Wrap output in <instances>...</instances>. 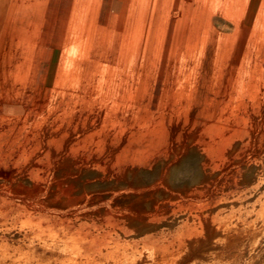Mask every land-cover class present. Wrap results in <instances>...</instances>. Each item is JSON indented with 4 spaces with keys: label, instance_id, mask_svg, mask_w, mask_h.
I'll return each instance as SVG.
<instances>
[{
    "label": "rangeland",
    "instance_id": "1",
    "mask_svg": "<svg viewBox=\"0 0 264 264\" xmlns=\"http://www.w3.org/2000/svg\"><path fill=\"white\" fill-rule=\"evenodd\" d=\"M37 99L119 106L87 142L122 171L194 155L222 179L212 199L140 185L163 207L137 264H264V0H0V104ZM172 221L191 229L157 247Z\"/></svg>",
    "mask_w": 264,
    "mask_h": 264
},
{
    "label": "bare ground",
    "instance_id": "2",
    "mask_svg": "<svg viewBox=\"0 0 264 264\" xmlns=\"http://www.w3.org/2000/svg\"><path fill=\"white\" fill-rule=\"evenodd\" d=\"M118 110L117 105L45 99L0 104V120L13 122L0 133V163L6 165L0 167V264H99L121 259L137 264L134 248L141 239L136 237L151 228L142 221L161 214L163 207L156 196L146 198L140 185L167 174L168 201L202 192L212 199L217 194L222 179L208 178L211 173L194 155L173 162L167 173L166 160L150 169L124 172L115 167L117 151L93 147L87 139ZM105 151L110 155L100 157ZM233 171H223V179L233 180ZM191 185L199 186L189 190ZM170 228L172 234L160 238L157 247L169 249L190 225L175 227L172 221Z\"/></svg>",
    "mask_w": 264,
    "mask_h": 264
}]
</instances>
